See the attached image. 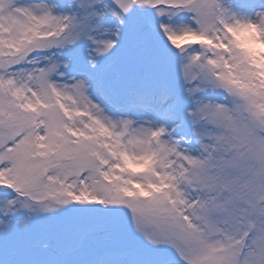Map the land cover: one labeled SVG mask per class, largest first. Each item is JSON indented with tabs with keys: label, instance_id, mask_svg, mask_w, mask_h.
<instances>
[{
	"label": "snow or ice",
	"instance_id": "obj_1",
	"mask_svg": "<svg viewBox=\"0 0 264 264\" xmlns=\"http://www.w3.org/2000/svg\"><path fill=\"white\" fill-rule=\"evenodd\" d=\"M0 264H264V0H0Z\"/></svg>",
	"mask_w": 264,
	"mask_h": 264
}]
</instances>
